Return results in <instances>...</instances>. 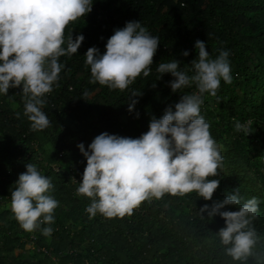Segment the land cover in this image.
Returning <instances> with one entry per match:
<instances>
[{
    "label": "trees",
    "instance_id": "16d2710c",
    "mask_svg": "<svg viewBox=\"0 0 264 264\" xmlns=\"http://www.w3.org/2000/svg\"><path fill=\"white\" fill-rule=\"evenodd\" d=\"M129 21H140L160 41L150 75L142 74L127 90L90 83L84 54L62 56L59 79L43 97L50 126L41 131L31 130L24 115L23 85L0 93V264H241L220 242L217 232L226 227L225 220L199 212L237 189L241 205L257 198L252 226L264 237V0H93L91 12L66 26L62 47L70 35L75 40L82 34L88 48L98 46L104 54L107 40ZM197 40L205 43L209 59L221 50L229 52L232 82L221 78L215 96L202 95L200 115L211 136L223 143L234 169H218L217 176L208 177L219 180L211 200L195 191L166 193L141 202L123 218L99 212L89 218L86 208L92 199L76 194L87 164L77 145L88 150L102 132L139 138L153 117L160 119L169 107L175 111L196 86L173 92L169 82L175 77L164 73L158 79L156 68L174 59L180 70L194 75ZM133 90L142 95L132 96ZM132 100L138 102L129 111ZM236 123L249 126L251 133L236 131ZM29 163L50 179L53 187L45 194L58 201L54 222L39 223L42 216L32 232L24 231L11 211V192ZM237 210L238 205L221 209ZM45 227L53 229L51 235L42 234ZM246 264L257 262L249 258Z\"/></svg>",
    "mask_w": 264,
    "mask_h": 264
},
{
    "label": "clouds",
    "instance_id": "9594fccd",
    "mask_svg": "<svg viewBox=\"0 0 264 264\" xmlns=\"http://www.w3.org/2000/svg\"><path fill=\"white\" fill-rule=\"evenodd\" d=\"M92 3L93 0H0V93L7 95L9 88L23 85L24 115L33 131L50 126L47 114L42 111L46 103L43 97L53 91L65 66L59 58L76 54L84 40L82 34L75 40L70 35L67 47H62L64 30L70 22L91 12ZM159 41L140 21L127 22L107 40L103 55H99L95 46L85 53L90 83L98 82L110 90H127L141 73L144 77L150 75ZM195 47L199 51L198 58L191 62L194 75L180 70L174 59L156 68L158 79L164 73L175 77L169 82L173 92L196 86L195 92L182 96L175 111L169 107L160 119L153 117L149 130L139 138L102 132L88 145V150L83 143L77 145L87 164L76 194L92 199L86 208L89 218L97 212L106 218H123L131 215L141 202L153 197L160 199L166 193L184 196L195 191L205 200L212 199L219 180L208 177L218 175L223 157L210 134L209 124L200 115V105L205 92L215 96L221 78L231 83L232 76L227 50L209 59L203 41L197 40ZM188 54L187 50L183 52L184 56ZM87 95L85 92L84 96ZM131 95L142 93L133 90ZM137 102L132 100L129 111ZM235 129L251 133L249 126L240 123H236ZM26 167L11 192V211L21 228L32 232L42 216L39 223L54 222L53 211L58 201L45 194L53 187L50 179L34 164ZM258 204L257 198L252 197L241 205L237 189L223 200L199 209L200 213L207 212L210 219L218 214L225 220L226 227L217 232L220 242L225 253L241 264L257 257L254 249L259 236L252 224L258 218ZM226 205H238L239 210L221 211ZM52 231L51 227H45L42 234L49 236ZM257 264H264V257H257Z\"/></svg>",
    "mask_w": 264,
    "mask_h": 264
},
{
    "label": "rangeland",
    "instance_id": "374dc122",
    "mask_svg": "<svg viewBox=\"0 0 264 264\" xmlns=\"http://www.w3.org/2000/svg\"><path fill=\"white\" fill-rule=\"evenodd\" d=\"M95 47L99 49V55H103L102 49L98 46H95ZM88 49L89 48L87 47V45L82 42L81 46L77 50V53H79V55H80V53L85 55V53L87 52ZM140 76H142V73ZM212 138L216 141V143L218 145V149H219V151L223 157V168L219 169V170L226 172V173L231 172V170L234 169L235 165L232 164L231 161L228 159V156L226 154V149H225L223 143L219 139H217L214 135L212 136ZM246 173L248 175H251L250 172H248V171ZM254 252L257 254V257H264V237L259 238V241H258V243L254 249ZM257 257H250V258H253L257 262Z\"/></svg>",
    "mask_w": 264,
    "mask_h": 264
}]
</instances>
